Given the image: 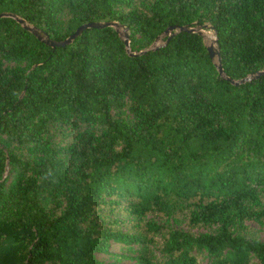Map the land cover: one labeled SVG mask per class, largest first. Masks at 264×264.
Here are the masks:
<instances>
[{
    "label": "trees",
    "instance_id": "1",
    "mask_svg": "<svg viewBox=\"0 0 264 264\" xmlns=\"http://www.w3.org/2000/svg\"><path fill=\"white\" fill-rule=\"evenodd\" d=\"M0 14V264H103L110 243L115 264H264L246 225L264 226V75L239 83L264 71V0H0ZM16 19L56 42L114 22L128 46L106 27L52 47ZM203 26L220 74L202 36H162Z\"/></svg>",
    "mask_w": 264,
    "mask_h": 264
},
{
    "label": "water",
    "instance_id": "2",
    "mask_svg": "<svg viewBox=\"0 0 264 264\" xmlns=\"http://www.w3.org/2000/svg\"><path fill=\"white\" fill-rule=\"evenodd\" d=\"M0 17H13L9 14H0ZM17 20V23L20 24L21 26H23L27 31H29L37 40L43 42L44 44L48 45V46H56V47H61V46H64V45H68L70 44L76 37H78L84 30H87V29H102V28H106V27H109V28H113L115 29L118 33H119V30H122V34L119 33V35L122 37L123 39V44L124 46L127 48L128 46V35H127V32L125 31V29H123L122 26L114 23V22H106V23H98V22H90V23H86V24H83V25H80L79 27H77L75 29V31L68 37L66 38L65 40L63 41H60V42H56V41H52V40H49L46 36L44 35H41L39 34V32H37L35 29L31 28V27H28L24 24V22L22 20H19V19H16ZM201 29H207V30H210V28H208L207 26H203L202 28L200 27H197V29H193V28H187V27H179V28H176V27H169L167 28L164 32H163V35L162 36H168L169 33H173L175 34L176 32H192V33H197L198 35L202 36L201 34ZM160 38H158L156 40V42H159ZM215 46V47H214ZM206 50H207V53L210 57V59L212 60H216L217 63H218V66H217V70L219 72V74L221 73V68L219 66V53H218V48L216 47V40L214 39V41L212 42L211 45L209 46H206ZM260 75H264V71H260V72H257L254 76H249L243 80H240L239 83H243V82H247L249 81L250 79L252 78H256Z\"/></svg>",
    "mask_w": 264,
    "mask_h": 264
},
{
    "label": "rangeland",
    "instance_id": "3",
    "mask_svg": "<svg viewBox=\"0 0 264 264\" xmlns=\"http://www.w3.org/2000/svg\"><path fill=\"white\" fill-rule=\"evenodd\" d=\"M195 29H197V27H195ZM119 33L122 34V30H119ZM201 34H202L205 45L206 46L211 45L215 39L212 32L207 30V29H201ZM159 44H160L159 42L156 43V45H159ZM143 220L149 221L155 225H158L159 227H161L164 230L171 229V228L172 229H179V230L186 231V232H189V233L194 234V235L205 232L204 229L199 228V227L189 228L187 225V220L184 217L177 219L175 222L171 218L164 217L161 213L153 212V213L146 214ZM140 225H141V223H140ZM246 225L254 234H256V236L259 239L263 240V238H264V226L255 224L253 222H248ZM127 227H129V225H127ZM120 247H121V245L110 243L109 248H108V253L96 255V258L99 261H101L103 264H115L117 261L116 258L110 257V256L112 254L125 255V252L123 250H121ZM119 263H121V264H133V261L124 258V259L119 260ZM200 264H206L205 260L202 261Z\"/></svg>",
    "mask_w": 264,
    "mask_h": 264
}]
</instances>
